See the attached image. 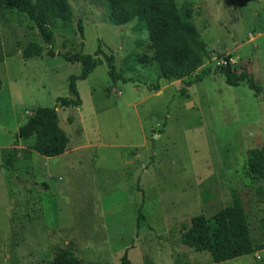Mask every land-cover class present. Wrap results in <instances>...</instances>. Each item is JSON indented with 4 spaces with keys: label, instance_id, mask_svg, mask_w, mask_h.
Returning a JSON list of instances; mask_svg holds the SVG:
<instances>
[{
    "label": "rangeland",
    "instance_id": "1",
    "mask_svg": "<svg viewBox=\"0 0 264 264\" xmlns=\"http://www.w3.org/2000/svg\"><path fill=\"white\" fill-rule=\"evenodd\" d=\"M71 22L53 20L51 51L22 59L36 40L24 14L0 6V264H50L66 250L80 264H264V250L212 263L181 243L196 215L210 218L237 202L253 246L264 240V180L248 171L249 152L264 167V0H175L207 55L182 80H157L153 50L135 21L112 26L100 0H67ZM80 25L81 35L77 29ZM100 63L75 81L80 105L61 107L78 63L60 55H92ZM125 81L111 82L104 55ZM252 76L263 93L227 86L216 65ZM203 69L209 74L185 87ZM157 83L158 89H152ZM55 106L66 152L43 157L15 140L36 108ZM140 218L137 220V214Z\"/></svg>",
    "mask_w": 264,
    "mask_h": 264
},
{
    "label": "trees",
    "instance_id": "2",
    "mask_svg": "<svg viewBox=\"0 0 264 264\" xmlns=\"http://www.w3.org/2000/svg\"><path fill=\"white\" fill-rule=\"evenodd\" d=\"M105 10V20L112 26L124 25L135 21L134 29L144 30L146 40L153 50L154 63L157 66V80L174 82L192 74L207 55L204 43L190 22L192 10L189 6L177 9L175 0H100ZM0 6L14 9L24 14L33 24L43 48L36 40L28 41L20 51L21 58L26 60L36 58L46 49V56L53 57L51 47L54 39L49 27L53 20L60 21L64 26L72 20V10L67 0H0ZM77 29L81 35L79 23ZM101 54L99 48L92 55L73 53L60 55L64 61L78 63L80 72L77 76H69L67 81L68 96L56 98L57 106L69 107L80 105L75 81L84 80L100 63L97 58ZM107 66V75L111 82L125 81L115 71L114 56H103ZM213 74L220 75L227 86L235 87L243 83L255 95L263 93L252 76L244 68L236 72L228 63L216 65ZM209 74V69H203L196 74L185 87L199 82ZM1 86V83H0ZM158 89L155 83L152 89ZM15 140L32 139L29 149L40 156L49 158L61 155L66 150L67 138L57 125L55 106L52 108H36L24 124L19 126L14 135ZM13 151L8 152L0 169L12 168ZM248 171L256 178L264 180L262 153L249 152ZM140 218L137 214V220ZM181 243L194 252H206L212 263L229 261L240 256L264 250V240L253 246L248 229L246 216L235 201L214 213L210 218L196 215L190 218L189 227L181 233ZM50 264H80L70 256L68 251L56 253ZM119 264H129L122 256Z\"/></svg>",
    "mask_w": 264,
    "mask_h": 264
},
{
    "label": "crops",
    "instance_id": "3",
    "mask_svg": "<svg viewBox=\"0 0 264 264\" xmlns=\"http://www.w3.org/2000/svg\"><path fill=\"white\" fill-rule=\"evenodd\" d=\"M65 152H66V150H65L63 153H65ZM63 153H62V154H63ZM62 154H61V155H62Z\"/></svg>",
    "mask_w": 264,
    "mask_h": 264
}]
</instances>
